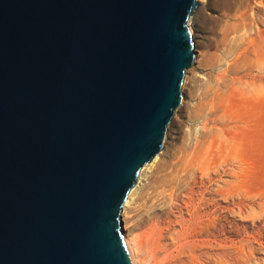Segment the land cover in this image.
<instances>
[{"label": "water", "instance_id": "95a60500", "mask_svg": "<svg viewBox=\"0 0 264 264\" xmlns=\"http://www.w3.org/2000/svg\"><path fill=\"white\" fill-rule=\"evenodd\" d=\"M197 0H0V264H132L121 213L195 60Z\"/></svg>", "mask_w": 264, "mask_h": 264}, {"label": "rangeland", "instance_id": "374dc122", "mask_svg": "<svg viewBox=\"0 0 264 264\" xmlns=\"http://www.w3.org/2000/svg\"><path fill=\"white\" fill-rule=\"evenodd\" d=\"M195 14L197 55L181 86L182 113L172 118L176 135L142 174L124 220L130 236L168 208L188 222L180 251L161 264H264V72L254 67V54L264 57V0H204ZM217 73L242 86L218 98ZM214 124L219 139L208 135ZM137 264L150 261L141 255Z\"/></svg>", "mask_w": 264, "mask_h": 264}, {"label": "bare ground", "instance_id": "6f19581e", "mask_svg": "<svg viewBox=\"0 0 264 264\" xmlns=\"http://www.w3.org/2000/svg\"><path fill=\"white\" fill-rule=\"evenodd\" d=\"M202 1L204 2V0H197L198 3H201ZM212 2L215 3V5H216V4H219L221 2V0L220 1L219 0H212ZM198 8H199V5H198L197 9ZM197 9L191 15L192 17H194L196 15L195 13L197 12ZM240 21H242V20H240ZM188 27H189L190 33L193 36L194 30H193L192 26L190 25V19L188 20ZM193 39H194V36H193ZM196 55L197 54H196V49H195V56ZM254 58H255L254 59V63H255L254 67L264 72V57L261 55H258V54H256V55L254 54ZM211 75H212V73H211ZM225 78L226 77L221 73H217L214 75L215 84H213V87H214L213 88L214 89L213 94H215L218 98H221V96L224 95V93L228 92L230 89L235 90L237 83L242 86L241 79H235L232 82V85L230 86ZM214 79H213V81H214ZM253 84H254V82H252V81H251V83H248V84L243 83L244 86L241 87V90L243 91V89H247V88L252 89V87L254 86ZM176 113L178 115H180L182 113V104L179 108L176 109L175 114ZM209 119L211 120V122H214V123L216 121L214 118H212L211 113H209ZM231 119H230V121H231ZM214 125L216 126V124H214ZM233 127L231 126L232 129H233ZM176 129H178V123L174 120L173 121L171 120V122L169 123V125L167 127L165 142H166V139H168V137H172V136L176 135ZM208 135H211L214 139H219V137L221 136L220 127L215 128V130L212 131ZM199 144H201V143H199ZM157 157H158V155L151 161V163L145 165L144 168L140 171L138 183L129 192V195H128L127 200L125 201V203L123 205V209H122V213H121L122 225L124 223V225L122 226V232L121 233H122V236L124 238L127 250L129 252L132 264H137L139 259L141 258V255L143 256V260L144 261H150V264H151V262L154 264L157 262V264H158L159 262L163 263V262L168 261L170 259V257L173 256L172 254L174 251H176V252L180 251L181 245L183 244L181 242V240H182L184 234L188 230V227H187L188 222H186L182 216H177L175 214V211L173 210L174 208L173 209L168 208L163 213H149L147 215V217L144 218L143 221L141 222L142 224L140 226L141 228L139 229V231H140L139 233H135V235L133 234V236H130L128 233L131 231V229L128 228L127 222H125V220H124L126 215H127L126 209L131 203L130 202L131 198L134 196V194L138 190L139 183L141 182L140 178H141L142 174L145 172L146 169L150 168L159 159ZM247 163L248 164L245 165V168H246V170L250 171L251 167L249 166V162H247ZM145 201H146V199L144 200V202ZM147 202H145V203L147 204ZM188 202H189V200H188ZM186 204H187V202H186ZM186 204H185V206L187 207ZM188 206H189V204H188ZM201 209H202V207H201ZM188 215H190V214H188ZM180 243H182V244L180 245ZM216 258H218V257H216ZM214 260H216V259H214ZM161 263H159V264H161ZM218 263H219V261H218Z\"/></svg>", "mask_w": 264, "mask_h": 264}]
</instances>
